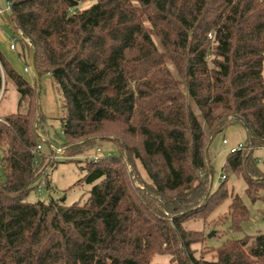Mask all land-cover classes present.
Masks as SVG:
<instances>
[{
	"label": "trees",
	"instance_id": "1",
	"mask_svg": "<svg viewBox=\"0 0 264 264\" xmlns=\"http://www.w3.org/2000/svg\"><path fill=\"white\" fill-rule=\"evenodd\" d=\"M86 1L94 4L80 10ZM7 2L5 22L29 60L34 50L37 79L0 51V105L9 84L20 95L18 111L0 116V264H151L158 255L264 264L262 233L197 257L192 247L209 238L185 227L202 220L242 231L250 212L228 174L244 179L253 203L264 200V163L254 157L264 147V0ZM48 75L63 148L119 149L81 167L78 184L94 185L84 204L26 201L58 163L37 151L48 140L39 84ZM235 124L246 128L245 149L229 154L213 190L208 146ZM229 199L222 223L209 222Z\"/></svg>",
	"mask_w": 264,
	"mask_h": 264
},
{
	"label": "rangeland",
	"instance_id": "2",
	"mask_svg": "<svg viewBox=\"0 0 264 264\" xmlns=\"http://www.w3.org/2000/svg\"><path fill=\"white\" fill-rule=\"evenodd\" d=\"M93 4V1H86L81 3L79 9H87ZM0 9L6 11L9 15V4L7 0H0ZM14 37L11 27L0 18V51L15 71L34 85L36 83V78L31 66V60L28 59V53L24 52L20 40L18 39L16 41ZM12 44L16 46V50L11 49ZM26 67L30 72L25 71ZM41 86V106L43 113L46 115L44 102L47 89L43 82L41 83ZM50 87L51 86L48 88ZM52 87L54 89L53 94L55 95L56 103L59 105L60 110V97L54 79ZM19 99L20 95L16 88L14 85L9 84L7 94L0 105V116L16 113L18 111ZM47 125L48 140L41 143L42 150L40 153L46 155L47 159H50L52 162H56L57 160L58 163L54 168L48 170L47 176L38 183L40 188L31 191L27 196L26 201L30 203H36L39 201L49 203L54 200L61 201L67 206L76 203L84 204L88 201L94 185L86 182H80L78 184V182L85 177V172L81 170V167L94 157L101 158L117 156L119 155V149L113 142L100 141L95 147L85 148L83 149V153L74 155V151H69L63 148L66 139L63 135L62 125L59 118L48 119ZM247 137L248 134L246 128L242 124H235L211 139L207 150V156L214 171L213 190H216L224 182L220 179V175L226 173L224 172L223 167L230 154V149L238 147L240 144H245L247 142ZM224 140H227V145L223 143ZM99 149L101 150L100 152ZM56 150L62 151V155L56 152ZM56 157H58V159H56ZM254 157L259 159L257 160V164L259 163L258 165L262 166L264 163V151L262 149H256L254 151ZM260 159H262V163H260ZM39 160H41V158H39ZM239 177L240 176L237 174L236 176L228 174L229 180L227 181V186L231 191H234L233 193L238 194L248 207L250 212L248 221L242 225L241 232L231 231L228 222H225L223 226L218 224V227L213 225L205 227L202 220H192L188 222L185 225L186 229L204 232L209 238L206 243V248H203L200 245H194L192 247V249L194 248L197 257L202 256V253L207 251L209 247H219L227 240H238L245 235H255L258 233L264 234V200H259L253 203L245 193L246 183L244 179H240ZM229 204L230 199L221 206L218 213L210 218L209 222L217 221L218 223L219 221V223H222V219L226 215L225 212ZM212 233L213 236L210 237ZM151 264H172L171 256H155Z\"/></svg>",
	"mask_w": 264,
	"mask_h": 264
},
{
	"label": "crops",
	"instance_id": "3",
	"mask_svg": "<svg viewBox=\"0 0 264 264\" xmlns=\"http://www.w3.org/2000/svg\"><path fill=\"white\" fill-rule=\"evenodd\" d=\"M0 18L2 19V21L5 22V18L3 16H0ZM12 50H16V49H12ZM28 72H30V71H28ZM34 74H35V72H34ZM35 78L37 79L36 74H35ZM42 82L47 89L46 96H45V102H44L46 117L48 119L60 118L61 113L59 110V105L56 103L55 95L53 94V90H54L52 87L53 79L51 76L48 75V76L43 77L40 80L39 84L41 85ZM49 86H51V87L48 88Z\"/></svg>",
	"mask_w": 264,
	"mask_h": 264
},
{
	"label": "built area",
	"instance_id": "4",
	"mask_svg": "<svg viewBox=\"0 0 264 264\" xmlns=\"http://www.w3.org/2000/svg\"><path fill=\"white\" fill-rule=\"evenodd\" d=\"M5 13H6V11L0 9V16H3V17H4ZM11 49H16V47H15L14 44L11 45ZM25 71L28 72L29 69L26 67V68H25ZM223 143H224L225 145L228 144L227 140H224ZM244 149H245V145H244V144H240L238 147H235V148L230 149V153H237V152H240V151H242V150H244ZM261 149L264 151V147L261 148ZM41 150H42V146L40 145V146H38L37 151H38V152H41ZM100 151H101V150L99 149V152H100ZM56 152H58L60 155H62V151H60V150L57 151V150H56ZM56 159H58V157H56ZM98 159H99V158H95V157H94V158H92V159H90V160L97 161ZM260 162H262V159H260ZM225 178H226V175H225L224 173H223L222 175H220V179H221V180H224Z\"/></svg>",
	"mask_w": 264,
	"mask_h": 264
},
{
	"label": "water",
	"instance_id": "5",
	"mask_svg": "<svg viewBox=\"0 0 264 264\" xmlns=\"http://www.w3.org/2000/svg\"><path fill=\"white\" fill-rule=\"evenodd\" d=\"M31 66L33 68V70L35 71V68H34V50H32V53H31ZM213 236V233L210 235V237Z\"/></svg>",
	"mask_w": 264,
	"mask_h": 264
}]
</instances>
